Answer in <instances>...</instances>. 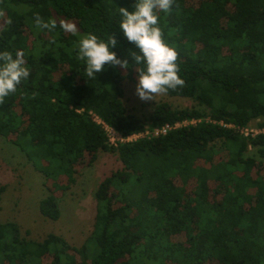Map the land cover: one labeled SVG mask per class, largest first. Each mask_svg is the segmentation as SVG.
<instances>
[{
  "label": "trees",
  "instance_id": "trees-1",
  "mask_svg": "<svg viewBox=\"0 0 264 264\" xmlns=\"http://www.w3.org/2000/svg\"><path fill=\"white\" fill-rule=\"evenodd\" d=\"M136 3L0 0V52L22 50L31 73L0 105V134L49 182L40 213L59 218L58 192L99 151L121 164L97 185L84 243L71 246L55 233L27 239L17 223L0 222V264H264V133L239 131L260 118L255 125L264 127V0H174L170 13L160 12L185 81L167 94L198 106L161 101L147 117L128 114L122 100L123 81L138 83L143 66L119 28V8L134 11ZM37 13L57 28L37 29ZM60 19L75 22L78 35L59 28ZM89 33L105 41L116 34L112 50L128 59L126 73L106 65L95 79L85 76L77 55ZM94 115L124 137L196 122L112 144Z\"/></svg>",
  "mask_w": 264,
  "mask_h": 264
},
{
  "label": "rangeland",
  "instance_id": "rangeland-1",
  "mask_svg": "<svg viewBox=\"0 0 264 264\" xmlns=\"http://www.w3.org/2000/svg\"><path fill=\"white\" fill-rule=\"evenodd\" d=\"M4 22L5 18L0 19V28ZM136 85L137 82L127 79L122 83V100L128 114L147 117L161 101L175 108L198 106L190 98L168 94L155 97V101H143L136 94ZM261 119L252 121L249 126H255ZM120 166L115 154L99 151L91 165H84L75 174L71 187L63 194L58 192L60 216L52 220L44 217L38 207L39 200L50 192L49 182L17 145L0 134V185L4 186L0 199V222L17 223L21 236L27 239L39 241L48 233H55L64 237L71 246H80L93 229L97 185Z\"/></svg>",
  "mask_w": 264,
  "mask_h": 264
},
{
  "label": "clouds",
  "instance_id": "clouds-1",
  "mask_svg": "<svg viewBox=\"0 0 264 264\" xmlns=\"http://www.w3.org/2000/svg\"><path fill=\"white\" fill-rule=\"evenodd\" d=\"M173 3L174 0H137L134 11H129L127 7L119 8L122 16L119 28L127 40L139 49L138 52H131L135 65L143 66L136 67V94L146 102L155 101V97L185 85L184 79L179 75L178 52L166 42L159 25V13H170ZM2 15L3 12L0 11V16ZM34 22L41 31H53L58 26L56 19L45 20L39 13L35 15ZM59 28L74 36L79 33L77 24L66 19L59 20ZM117 43L115 33L109 35L106 41L94 33L80 38L77 59L86 62L87 78L95 79L96 74L103 72L106 65L119 66L126 73L130 67L128 59H121L112 50ZM26 64L22 50L16 51L15 56L10 51L0 52V105L5 103L6 97L17 91L22 81L29 78L31 73Z\"/></svg>",
  "mask_w": 264,
  "mask_h": 264
},
{
  "label": "built area",
  "instance_id": "built-area-1",
  "mask_svg": "<svg viewBox=\"0 0 264 264\" xmlns=\"http://www.w3.org/2000/svg\"><path fill=\"white\" fill-rule=\"evenodd\" d=\"M94 118L98 123H101L103 125V128L105 129V131L108 134L109 141L112 144H116L117 142H123V141H132V140H135V139L140 138V137H150V136L163 135V134H166L167 131L174 129L176 127H179L181 125L196 122V120L193 119L190 121L189 120H183L180 122H175L174 124L166 123L162 126H156V127L150 128V129L147 128L141 132L132 133V134L124 137V136H121L118 132H116L113 128L109 127L104 122H102L97 116L94 115ZM239 131L241 133H243L244 135H248V134L255 135L257 133H264V127H257L256 125L255 126H245V127L239 128Z\"/></svg>",
  "mask_w": 264,
  "mask_h": 264
}]
</instances>
